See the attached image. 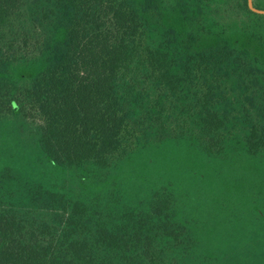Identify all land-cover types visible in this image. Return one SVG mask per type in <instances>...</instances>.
<instances>
[{
  "label": "trees",
  "instance_id": "trees-1",
  "mask_svg": "<svg viewBox=\"0 0 264 264\" xmlns=\"http://www.w3.org/2000/svg\"><path fill=\"white\" fill-rule=\"evenodd\" d=\"M0 264H264V14L0 0Z\"/></svg>",
  "mask_w": 264,
  "mask_h": 264
},
{
  "label": "water",
  "instance_id": "water-1",
  "mask_svg": "<svg viewBox=\"0 0 264 264\" xmlns=\"http://www.w3.org/2000/svg\"><path fill=\"white\" fill-rule=\"evenodd\" d=\"M247 1V6L250 10L256 13L264 14V9L263 8H258L253 5V0H246Z\"/></svg>",
  "mask_w": 264,
  "mask_h": 264
}]
</instances>
